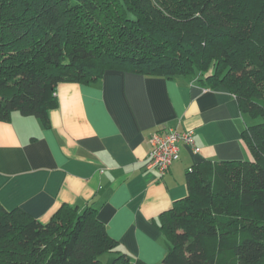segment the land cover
<instances>
[{
	"label": "trees",
	"instance_id": "16d2710c",
	"mask_svg": "<svg viewBox=\"0 0 264 264\" xmlns=\"http://www.w3.org/2000/svg\"><path fill=\"white\" fill-rule=\"evenodd\" d=\"M113 69L223 86L246 120L253 158L191 167L161 214V264H264V0H0L1 120L49 127L60 83ZM98 211L65 203L42 222L0 202V264H133Z\"/></svg>",
	"mask_w": 264,
	"mask_h": 264
},
{
	"label": "crops",
	"instance_id": "0c3cea01",
	"mask_svg": "<svg viewBox=\"0 0 264 264\" xmlns=\"http://www.w3.org/2000/svg\"><path fill=\"white\" fill-rule=\"evenodd\" d=\"M56 98L49 127L19 110L0 119V202L42 222L65 203L93 205L133 264L162 263L169 245L160 216L188 196L191 167L253 158L246 120L223 86L113 69L92 84L60 83ZM169 128L193 130L195 143H179L162 175L148 166L149 140Z\"/></svg>",
	"mask_w": 264,
	"mask_h": 264
},
{
	"label": "built area",
	"instance_id": "2783aa9c",
	"mask_svg": "<svg viewBox=\"0 0 264 264\" xmlns=\"http://www.w3.org/2000/svg\"><path fill=\"white\" fill-rule=\"evenodd\" d=\"M150 152L148 166L158 169L160 174L168 172L173 162L180 157L179 143L184 142L194 145L195 136L193 130H178L176 128L156 131L150 137Z\"/></svg>",
	"mask_w": 264,
	"mask_h": 264
},
{
	"label": "rangeland",
	"instance_id": "374dc122",
	"mask_svg": "<svg viewBox=\"0 0 264 264\" xmlns=\"http://www.w3.org/2000/svg\"><path fill=\"white\" fill-rule=\"evenodd\" d=\"M249 120V122H251V120L250 119H248Z\"/></svg>",
	"mask_w": 264,
	"mask_h": 264
}]
</instances>
